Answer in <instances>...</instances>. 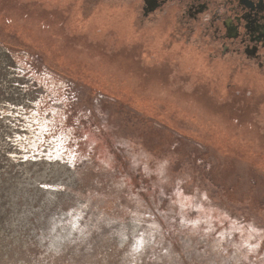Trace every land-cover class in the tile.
I'll use <instances>...</instances> for the list:
<instances>
[{"label":"rangeland","instance_id":"obj_1","mask_svg":"<svg viewBox=\"0 0 264 264\" xmlns=\"http://www.w3.org/2000/svg\"><path fill=\"white\" fill-rule=\"evenodd\" d=\"M77 4L0 0V264H264V81Z\"/></svg>","mask_w":264,"mask_h":264},{"label":"flooded vegetation","instance_id":"obj_2","mask_svg":"<svg viewBox=\"0 0 264 264\" xmlns=\"http://www.w3.org/2000/svg\"><path fill=\"white\" fill-rule=\"evenodd\" d=\"M77 3L80 10L83 5L99 9L93 11L89 21L101 15L103 19H112L104 15L107 7L102 5L116 9L127 6L135 26L165 23L172 45L186 49L197 65L216 71L229 70V74L234 71L236 76L241 74L249 81H264V0H77ZM128 67L133 71L134 81L153 80V76L140 78L134 65ZM228 80L233 81V76Z\"/></svg>","mask_w":264,"mask_h":264}]
</instances>
